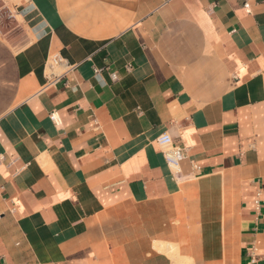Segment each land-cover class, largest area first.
Returning a JSON list of instances; mask_svg holds the SVG:
<instances>
[{"label":"crops","instance_id":"0c3cea01","mask_svg":"<svg viewBox=\"0 0 264 264\" xmlns=\"http://www.w3.org/2000/svg\"><path fill=\"white\" fill-rule=\"evenodd\" d=\"M20 4L0 33V264H264V0Z\"/></svg>","mask_w":264,"mask_h":264},{"label":"built area","instance_id":"2783aa9c","mask_svg":"<svg viewBox=\"0 0 264 264\" xmlns=\"http://www.w3.org/2000/svg\"><path fill=\"white\" fill-rule=\"evenodd\" d=\"M245 6L249 4L246 2ZM21 4L13 2L12 0H0V33L6 23L12 20H18L20 16ZM60 63H64L63 59L58 56H54L51 68ZM114 77L115 74H113ZM157 142L164 147V158L169 166L174 168L177 172L181 161L187 156V148L183 145H177L174 143L173 138L168 133H163L157 138ZM3 161V155H0V164Z\"/></svg>","mask_w":264,"mask_h":264},{"label":"rangeland","instance_id":"374dc122","mask_svg":"<svg viewBox=\"0 0 264 264\" xmlns=\"http://www.w3.org/2000/svg\"><path fill=\"white\" fill-rule=\"evenodd\" d=\"M12 1H13V2H16V3H18V4H20L21 1H23V0H12ZM18 18L21 19V16H18ZM54 56H57V55H53V56L50 57V60H49V63H48V68H49V69H51V64H52V61H53ZM58 57H60V56H58ZM55 66H57V65H55ZM156 248H157L158 250H160V251H165V250H167V249H165V245H164L163 243H158V244L156 245ZM166 252L169 254V256L174 257L175 252H176V249L173 248V246H172V248L168 249V251H166Z\"/></svg>","mask_w":264,"mask_h":264},{"label":"bare ground","instance_id":"6f19581e","mask_svg":"<svg viewBox=\"0 0 264 264\" xmlns=\"http://www.w3.org/2000/svg\"><path fill=\"white\" fill-rule=\"evenodd\" d=\"M207 181H208V180H207ZM208 182H209V181H208ZM207 184H208V183H207ZM207 184H206V185H207ZM204 186H205V185H204ZM211 186H212V183H211ZM202 188H203V187H202ZM210 188H211V187H210ZM208 189H209V188H208ZM202 191H203V190H202ZM206 207H207V206H206ZM203 210H204V209H203ZM205 211H206V209H205ZM202 212H203V211H202ZM207 212H208V211H207ZM210 212H211V211H210ZM205 213H206V212H205ZM205 213H204V214H205ZM212 213L214 214L213 211H212ZM209 214H211V213H209ZM207 215H208V214H207Z\"/></svg>","mask_w":264,"mask_h":264}]
</instances>
